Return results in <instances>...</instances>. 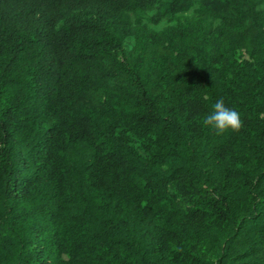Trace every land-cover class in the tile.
Listing matches in <instances>:
<instances>
[{
  "label": "trees",
  "instance_id": "16d2710c",
  "mask_svg": "<svg viewBox=\"0 0 264 264\" xmlns=\"http://www.w3.org/2000/svg\"><path fill=\"white\" fill-rule=\"evenodd\" d=\"M0 264H264V0H0Z\"/></svg>",
  "mask_w": 264,
  "mask_h": 264
},
{
  "label": "clouds",
  "instance_id": "9594fccd",
  "mask_svg": "<svg viewBox=\"0 0 264 264\" xmlns=\"http://www.w3.org/2000/svg\"><path fill=\"white\" fill-rule=\"evenodd\" d=\"M203 122L216 134H222L238 130L241 126V117L235 108L226 105L223 98H217L207 115L203 117Z\"/></svg>",
  "mask_w": 264,
  "mask_h": 264
},
{
  "label": "rangeland",
  "instance_id": "374dc122",
  "mask_svg": "<svg viewBox=\"0 0 264 264\" xmlns=\"http://www.w3.org/2000/svg\"><path fill=\"white\" fill-rule=\"evenodd\" d=\"M170 25L168 22H163L161 25H159L158 27H156L157 29H162L166 26ZM133 148L143 154L144 153V149L147 146V143L143 142V140H139L137 138H133V143H132Z\"/></svg>",
  "mask_w": 264,
  "mask_h": 264
}]
</instances>
